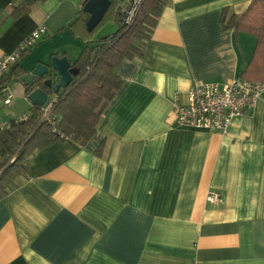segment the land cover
I'll return each instance as SVG.
<instances>
[{
    "label": "crops",
    "instance_id": "crops-1",
    "mask_svg": "<svg viewBox=\"0 0 264 264\" xmlns=\"http://www.w3.org/2000/svg\"><path fill=\"white\" fill-rule=\"evenodd\" d=\"M26 1L0 0V58L46 26L6 83L13 112L28 113L20 77L52 55L72 66L98 37L69 28L82 0L15 13ZM250 1L166 2L143 56L116 69L122 84L92 137L36 151L0 198V264H264V90L225 130L181 126L172 110L195 82L242 78L256 40L221 16ZM214 192L220 202L207 201Z\"/></svg>",
    "mask_w": 264,
    "mask_h": 264
},
{
    "label": "trees",
    "instance_id": "trees-1",
    "mask_svg": "<svg viewBox=\"0 0 264 264\" xmlns=\"http://www.w3.org/2000/svg\"><path fill=\"white\" fill-rule=\"evenodd\" d=\"M38 1L42 0H27L14 12L26 11ZM167 1L142 0L132 22L126 25L119 2L110 0L96 27L88 31L85 26L93 34L111 11L117 30L99 39L82 42L81 52L72 64V67L78 69V73L72 83L57 94L58 101L52 111L53 122L41 120L40 107L31 106L26 119H10L9 127L0 131V198L13 188L17 176H26V159L36 151L67 138L84 145L92 137L103 109L122 84L116 69L124 59L143 56L145 45ZM87 2L88 0L80 2L76 19L69 28L77 21L85 25L90 16L86 11ZM221 22L225 29L232 28L255 38L252 58L241 76L247 80L264 81V0H251L243 12L228 17L224 9ZM29 51L23 52L20 59ZM16 68L15 65L12 67L5 78L6 82L13 73L20 76L25 72L22 68ZM33 88L35 86H26V93ZM46 90L52 93L50 89ZM99 152L97 149L96 154Z\"/></svg>",
    "mask_w": 264,
    "mask_h": 264
},
{
    "label": "built area",
    "instance_id": "built-area-1",
    "mask_svg": "<svg viewBox=\"0 0 264 264\" xmlns=\"http://www.w3.org/2000/svg\"><path fill=\"white\" fill-rule=\"evenodd\" d=\"M142 0H131L129 5L122 9L124 23L130 24ZM44 25L33 30L18 46L9 54L0 58V94L3 103H11L10 93L5 78L12 67L19 61L23 52L31 50L37 45L40 38L46 34ZM264 90V82H255L243 78L233 79L223 84L195 82L189 91L187 103L173 104L172 110L177 124L181 126L225 130L232 118L243 114L254 107L260 93ZM58 101L57 94L49 96L40 107L39 117L41 120L53 122L52 111ZM27 115L18 117L24 120ZM9 127L8 121H0V131ZM1 173V170H0ZM208 202L221 201L218 193H210Z\"/></svg>",
    "mask_w": 264,
    "mask_h": 264
},
{
    "label": "water",
    "instance_id": "water-1",
    "mask_svg": "<svg viewBox=\"0 0 264 264\" xmlns=\"http://www.w3.org/2000/svg\"><path fill=\"white\" fill-rule=\"evenodd\" d=\"M123 1V0H118ZM110 0H88L86 11L90 16L85 23L91 31L102 19ZM78 69L71 66L66 56L52 55L46 62H39L27 75L21 76L20 81L25 85L35 86L28 94L27 99L32 106L41 107L47 100L49 93L58 94L66 89L73 81Z\"/></svg>",
    "mask_w": 264,
    "mask_h": 264
},
{
    "label": "rangeland",
    "instance_id": "rangeland-1",
    "mask_svg": "<svg viewBox=\"0 0 264 264\" xmlns=\"http://www.w3.org/2000/svg\"><path fill=\"white\" fill-rule=\"evenodd\" d=\"M256 23L258 22L256 21ZM116 30H117V23L114 19V15L111 14V11H109L105 16V18L103 19V21L97 26L93 34H95V37L96 38L98 37L99 39L101 37L114 33ZM16 108L18 110L13 112L14 110L13 108H11V105H5L3 103V98L0 94V121H9L12 117L16 115L15 113H17V115L20 116L28 111L25 110L24 108H18V107Z\"/></svg>",
    "mask_w": 264,
    "mask_h": 264
}]
</instances>
